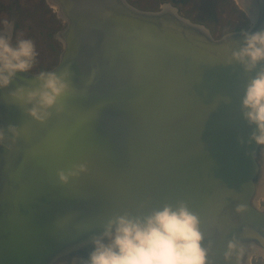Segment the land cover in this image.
I'll list each match as a JSON object with an SVG mask.
<instances>
[{
  "label": "water",
  "instance_id": "water-1",
  "mask_svg": "<svg viewBox=\"0 0 264 264\" xmlns=\"http://www.w3.org/2000/svg\"><path fill=\"white\" fill-rule=\"evenodd\" d=\"M47 2L64 22L56 64L0 89V127L21 129L0 144V264H82L115 215L181 202L208 264L264 255V145L248 143L255 126L241 109L264 64L228 62L245 31L264 30V0H239L248 26L218 37L170 2ZM14 30V20L0 28ZM65 70L71 90L45 122L10 96L40 71ZM79 163L87 171L59 179Z\"/></svg>",
  "mask_w": 264,
  "mask_h": 264
},
{
  "label": "clouds",
  "instance_id": "clouds-1",
  "mask_svg": "<svg viewBox=\"0 0 264 264\" xmlns=\"http://www.w3.org/2000/svg\"><path fill=\"white\" fill-rule=\"evenodd\" d=\"M7 24V22H5ZM38 51L32 39L17 34L13 37L0 31V89L8 88L20 73H30L37 63ZM233 61L253 72L264 64V30L244 32V43L231 52ZM71 72L40 71L34 77L35 87L20 85L10 93L14 101L31 105L28 114L40 122L51 117L62 97L71 90ZM241 109L249 125H254L248 143L264 145V68L251 77L242 98ZM11 134V136H9ZM20 127H0V144L7 139L15 143ZM243 142V140L241 141ZM10 148L11 145H8ZM87 171L79 163L67 171L61 169L59 179L67 183L72 176ZM198 217L181 202L165 204L148 215L117 214L105 225L103 232L91 238L93 245L82 264H208L207 249Z\"/></svg>",
  "mask_w": 264,
  "mask_h": 264
},
{
  "label": "rangeland",
  "instance_id": "rangeland-1",
  "mask_svg": "<svg viewBox=\"0 0 264 264\" xmlns=\"http://www.w3.org/2000/svg\"><path fill=\"white\" fill-rule=\"evenodd\" d=\"M6 4L9 0H3ZM137 1L136 6L145 9H159L166 2L175 5L182 14L190 19L208 26L215 36L234 29H244L249 20L245 11L240 8L237 0H130ZM24 10L20 15L15 8L11 11L0 7V28L5 27L11 20L15 22L13 43L17 34L32 39L39 53L37 63L32 69L42 70L56 64L61 43L54 33L63 27L64 22L47 0H19ZM239 2V0H238ZM46 5L47 7H44ZM7 22V24L5 23ZM252 264H264V255H254Z\"/></svg>",
  "mask_w": 264,
  "mask_h": 264
},
{
  "label": "trees",
  "instance_id": "trees-1",
  "mask_svg": "<svg viewBox=\"0 0 264 264\" xmlns=\"http://www.w3.org/2000/svg\"><path fill=\"white\" fill-rule=\"evenodd\" d=\"M133 4L137 5L138 2L137 1H134ZM0 7H3L5 9H7L8 11H11V10H13V9L16 8L18 10V13L20 15L22 14V12H24V10L20 6L19 0H9V3L8 4H6L3 0H0ZM44 7H47V6L44 5Z\"/></svg>",
  "mask_w": 264,
  "mask_h": 264
},
{
  "label": "bare ground",
  "instance_id": "bare-ground-1",
  "mask_svg": "<svg viewBox=\"0 0 264 264\" xmlns=\"http://www.w3.org/2000/svg\"><path fill=\"white\" fill-rule=\"evenodd\" d=\"M237 3L239 4L238 0H237ZM51 7L53 8V10H55V9H56V7H55V6H53L52 4H51ZM160 7H161V6H160ZM252 263H253V260H252Z\"/></svg>",
  "mask_w": 264,
  "mask_h": 264
}]
</instances>
